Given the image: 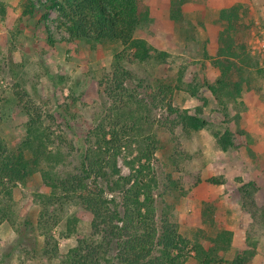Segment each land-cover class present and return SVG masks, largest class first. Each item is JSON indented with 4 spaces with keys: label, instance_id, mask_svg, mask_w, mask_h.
<instances>
[{
    "label": "rangeland",
    "instance_id": "obj_1",
    "mask_svg": "<svg viewBox=\"0 0 264 264\" xmlns=\"http://www.w3.org/2000/svg\"><path fill=\"white\" fill-rule=\"evenodd\" d=\"M34 1L39 8L38 0ZM171 1L139 0L148 18L135 36L150 44L153 57L125 63L135 78L126 83L128 91L116 96L128 94L133 109L140 102L157 136L152 162L158 180L157 214L167 211L181 234L205 247L211 244L209 237L231 230L230 248L218 255L225 264H231L243 250L253 251L245 264H264V0H181V20L172 18ZM23 2L0 0V141L16 150L24 139L30 116L19 105L21 100L49 117L46 124L51 126L53 155L42 166H51L55 172L71 171L80 162L87 131L107 114L110 105L126 104L125 99L115 103L99 84L111 71L114 54L123 47L116 42L69 41L56 9L49 11L46 20H41V13L26 20ZM232 6L239 7L240 20L246 25L247 51L256 64L245 70L241 97L222 103L207 84L218 75L213 59L218 33L225 26L220 14ZM161 83L175 87L167 97L174 106L200 107L208 124L188 133L180 126L172 130L156 91ZM226 130L232 133L234 146L222 150L214 133ZM58 135L73 147L61 142ZM178 151L183 154L177 155ZM118 166L121 174L130 172L122 155ZM167 174L178 179L179 188L187 193L168 189L164 184ZM213 178L222 183H211ZM248 182L255 183V188L249 187L251 197L241 192ZM34 184L40 192L50 190L39 171ZM33 190L18 185L10 199L0 194V209L9 203L11 215L0 224V264H37L18 246L19 228L26 218L34 220L40 209ZM204 201L215 205L213 227L202 221ZM62 227L63 223L54 232L60 252L65 253L76 244V235L60 237ZM202 228L205 233L199 232ZM89 231V221L77 227L81 234ZM193 255L191 252L184 264H199Z\"/></svg>",
    "mask_w": 264,
    "mask_h": 264
},
{
    "label": "trees",
    "instance_id": "obj_2",
    "mask_svg": "<svg viewBox=\"0 0 264 264\" xmlns=\"http://www.w3.org/2000/svg\"><path fill=\"white\" fill-rule=\"evenodd\" d=\"M38 2L39 8L34 0H24L26 20L39 13L41 20H46L49 11L56 9L62 16L61 26L69 41L121 44L123 48L114 54L111 71L99 84L115 103L125 99L126 104L124 107L110 105L107 114L87 131L80 162L75 168L55 172L51 166H42L43 161L53 155L50 152V145H54L51 126L46 124L49 117H44L35 108L30 109L20 100L19 105L30 118L26 124V135L16 150H10L0 141V194L10 199L13 188L18 185L34 189L33 199L40 209L34 220L26 218L19 228V248L37 264H184L191 252L199 264H225L218 255L230 248L231 230L223 229L216 236L209 237L211 244L205 247L200 241L192 242L181 234L179 224L170 218L167 211L157 214L155 191L158 180L152 166L158 148L157 136L151 130V122L140 102L133 109L128 94L125 98L116 97L128 91L126 83L135 78L125 63L146 62L153 57L150 44L135 36L136 31L142 29V22L148 18V11L140 8L139 0ZM182 4L181 0L171 1L174 20L183 18ZM220 19L225 26L218 33V47L213 59L218 75L213 83L207 84V88L218 102H236L242 94L245 70L255 66L256 61L247 51L246 25L240 20L239 7L222 10ZM174 90L175 87L163 83L156 90L172 130L177 126L187 133L203 129L208 121L202 116V109L174 106L167 98ZM151 92L149 95L153 96ZM58 138L62 142L63 137L58 135ZM214 138L222 150L234 146L230 130L224 134L214 133ZM63 142L73 147L71 142ZM176 154L183 153L178 151ZM121 155L130 169L127 175L121 174L118 166ZM38 171L49 192H40L35 187ZM165 180L164 184L170 190L182 186L170 174ZM209 181L222 183L216 178ZM249 187L255 188V183L243 184L241 192L250 195ZM180 192L184 195L187 190L180 189ZM66 206L73 209L69 211ZM9 210L10 204L4 203L0 209V224L10 220ZM214 212L213 203H202L205 225H215ZM262 215L264 220V207ZM87 221L89 233L77 232L78 225ZM61 223L64 227L59 230L60 237L76 235V244L65 253L60 252L59 237L54 232ZM199 232L205 233V230L202 228ZM252 252L243 250L237 253L231 264H245Z\"/></svg>",
    "mask_w": 264,
    "mask_h": 264
}]
</instances>
